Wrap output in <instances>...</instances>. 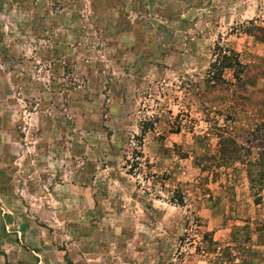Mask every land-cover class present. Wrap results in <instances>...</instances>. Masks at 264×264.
Masks as SVG:
<instances>
[{"label": "rangeland", "instance_id": "rangeland-1", "mask_svg": "<svg viewBox=\"0 0 264 264\" xmlns=\"http://www.w3.org/2000/svg\"><path fill=\"white\" fill-rule=\"evenodd\" d=\"M261 27L264 0H0V264H264Z\"/></svg>", "mask_w": 264, "mask_h": 264}, {"label": "trees", "instance_id": "trees-1", "mask_svg": "<svg viewBox=\"0 0 264 264\" xmlns=\"http://www.w3.org/2000/svg\"><path fill=\"white\" fill-rule=\"evenodd\" d=\"M261 30L263 31L261 40L264 42V27H261ZM234 61H235L234 64H236V66L234 68H236V67L239 66L238 68L240 69L241 68L240 67V64L238 63V61H237V59L235 57H234ZM221 64H226L225 66L230 67V58L227 57V56H222V58H221ZM229 145H230V139L229 138L228 139L224 138V139H221L220 140L219 146H218L219 157L221 155V157H226L227 159H230V150L227 151L228 148H229ZM263 154H264V151H263ZM263 163H264V160H263L262 156L260 155V158H259V160L257 161L256 164H261V165L264 166ZM173 196L175 197V200L178 203H181L182 202V197L180 196V194L178 193V191H175L174 190ZM217 253H218V257H216L217 263H220V261L223 260V259L226 262H228V263L231 262V257H230L231 255H230V252L228 251V248L227 247H223Z\"/></svg>", "mask_w": 264, "mask_h": 264}]
</instances>
